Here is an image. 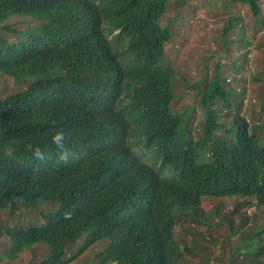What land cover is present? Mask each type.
<instances>
[{"label": "trees", "instance_id": "obj_1", "mask_svg": "<svg viewBox=\"0 0 264 264\" xmlns=\"http://www.w3.org/2000/svg\"><path fill=\"white\" fill-rule=\"evenodd\" d=\"M188 1L0 0V264H219L212 236L225 263L263 264L264 226L245 227L247 210L264 212V56L247 116L199 54L185 84L198 130L174 85ZM219 1L217 42L243 81L248 49L264 53V0Z\"/></svg>", "mask_w": 264, "mask_h": 264}, {"label": "rangeland", "instance_id": "obj_2", "mask_svg": "<svg viewBox=\"0 0 264 264\" xmlns=\"http://www.w3.org/2000/svg\"><path fill=\"white\" fill-rule=\"evenodd\" d=\"M204 1V2H203ZM198 4L197 9H194V5ZM264 8V2H263ZM178 17L173 20L175 24L184 25V33L182 39L184 43L180 45L178 40L175 39L174 50H179L177 55L173 56L175 61L174 65H177V76L174 81L176 94L181 96L180 107L183 109H189V118L192 120L193 125L200 130V125L203 119L202 112L197 103V98L193 90L188 89L185 84L197 83L200 78V71L203 60L200 58V55L206 56L205 61L208 65V80H211L214 77L216 65H221V72L226 78L227 82L231 83L236 88V94L243 95L245 97L244 104L242 107V115H249L253 104L250 102L252 95H258L262 89L259 88V85L254 81L252 82V76L258 75L259 69L263 67L261 64L260 58L264 56V53L258 50L256 47H251L248 49L249 53L242 65L241 74L239 75L240 81L234 78V75L229 71V66H231L221 54L218 40V34L216 28L222 26V18H224L227 13L221 10V2L219 0H189L184 5L178 8ZM169 14V13H168ZM237 28L240 26L237 25ZM264 35V31L261 33ZM202 45V46H201ZM199 46L202 47V50H198ZM257 58V60H255ZM6 85L9 87L10 83L6 82ZM1 86V85H0ZM232 86V87H233ZM189 91L186 97H183L182 94H185ZM178 109L179 106H178ZM232 203L230 202L224 209V213L232 209ZM213 204V203H212ZM214 205V204H213ZM212 205V206H213ZM206 213H208V222L209 223H219L218 218L214 216L212 209L208 206V203L205 204L203 208ZM248 214V223L245 227V230L252 228H262L264 226V212L261 209L252 208L247 210ZM200 233H205L206 230L202 227L197 228ZM213 230H210V234H213ZM212 236V235H211ZM205 237H209V234H206ZM210 243H205L203 246L207 248L205 251L211 257H216L221 259L219 264L225 263L224 255V245H226V240L224 238L218 239L216 236H212ZM236 238L232 241L234 244ZM223 257V258H222ZM28 260V256L25 255L22 257L21 262L24 264ZM264 264V257L262 261Z\"/></svg>", "mask_w": 264, "mask_h": 264}, {"label": "clouds", "instance_id": "obj_3", "mask_svg": "<svg viewBox=\"0 0 264 264\" xmlns=\"http://www.w3.org/2000/svg\"><path fill=\"white\" fill-rule=\"evenodd\" d=\"M52 143L61 152L59 159L63 162H67L71 153L65 149V134L57 131L52 136ZM27 147L33 152L37 160L43 161L45 159L44 153L41 152L39 148H33L32 145H28Z\"/></svg>", "mask_w": 264, "mask_h": 264}]
</instances>
